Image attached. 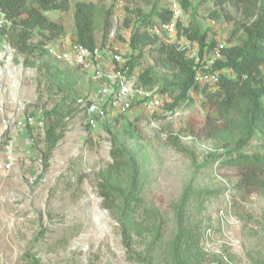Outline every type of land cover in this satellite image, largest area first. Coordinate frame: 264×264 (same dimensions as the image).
Masks as SVG:
<instances>
[{
	"label": "rangeland",
	"instance_id": "374dc122",
	"mask_svg": "<svg viewBox=\"0 0 264 264\" xmlns=\"http://www.w3.org/2000/svg\"><path fill=\"white\" fill-rule=\"evenodd\" d=\"M79 1L97 5L101 47H126L143 16L168 8V0H70L67 11L46 15L74 36ZM186 11L188 28L205 33L208 44L229 47L244 36L233 3L190 0ZM58 39L35 30L26 56L0 37V163L11 159L9 170L0 168V264H264V189L243 183L246 161L226 154H260L264 144L257 134L241 146L216 110L218 88L190 91L177 117L158 118L161 129L138 106L88 127L77 99L95 86L48 52ZM161 44L127 54L133 75L151 69L158 90L173 78L158 65ZM48 124L59 137L50 153ZM114 149L123 150V167L111 181L125 202H106L98 185Z\"/></svg>",
	"mask_w": 264,
	"mask_h": 264
},
{
	"label": "trees",
	"instance_id": "16d2710c",
	"mask_svg": "<svg viewBox=\"0 0 264 264\" xmlns=\"http://www.w3.org/2000/svg\"><path fill=\"white\" fill-rule=\"evenodd\" d=\"M180 2L185 9H189L190 0H180ZM215 2L220 7L227 3H233L238 7L243 20L237 23V31H241L244 35L240 43L225 46L223 58L216 60L210 67L211 71L229 72V74L226 72L220 74L217 95L221 99L216 101V110L241 146H245L257 134H260L264 144V0H215ZM69 7L70 0H0V13L6 21L2 27L0 26V37L8 40L20 54L29 56L34 52L30 41L35 30L48 31L51 38L64 33V25L50 20L46 13L51 10L67 11ZM97 10V5L93 2L79 1L74 6V39L77 44L90 49L97 45ZM109 18V15L104 18L106 29L109 26ZM170 20L169 8L155 10L143 16L140 19L143 26L131 33L132 49L140 50L156 45L159 37L151 34L149 29ZM186 32L202 49L208 51L216 45L208 44L207 35L198 29L187 27ZM157 53L158 65L173 75V78L162 82L159 91L172 96L174 102L171 106L176 107L188 97L190 91H199L201 87L194 81V64L170 44H161L157 48ZM130 66L132 69V63ZM156 77L151 69H147L139 75L138 81L145 87L153 88L158 83ZM237 118H240V123H237ZM46 137L47 150L50 153L59 138L56 135V125H47ZM112 154L115 163L103 171L102 181L98 185L106 202L113 197L125 202L121 188L111 181V175L117 174L123 167L120 160L124 152L114 149ZM226 154L229 155L227 159L239 163L246 161L242 172L243 183L248 186L260 185L264 189V151L251 156L242 153L235 156L233 152L228 153V151ZM226 154L220 156L223 158ZM135 183V176L132 175V184ZM125 245L129 247L126 239ZM30 261L31 264H37L34 259Z\"/></svg>",
	"mask_w": 264,
	"mask_h": 264
},
{
	"label": "built area",
	"instance_id": "2783aa9c",
	"mask_svg": "<svg viewBox=\"0 0 264 264\" xmlns=\"http://www.w3.org/2000/svg\"><path fill=\"white\" fill-rule=\"evenodd\" d=\"M171 20L152 26L150 33L163 39L166 44L173 45L184 58L194 64V81L201 87L218 88L222 71H211L210 67L218 59L223 58V43H217L210 50L201 48L197 41L189 38L186 29L187 11L180 0H168ZM114 33H111L113 36ZM54 43V44H53ZM48 43L46 49L52 57L66 65L79 69L87 81L94 84L92 93L77 99L78 112L86 117L88 127H94L98 118L110 114L128 115L135 107H142L150 114L153 126L158 127V118L171 121L181 113L188 100L172 107L169 94L161 93L157 88L141 85L133 75L128 52L132 47L128 41L123 45L104 47L96 45L93 49L76 43L70 33L59 35L58 42ZM209 54V60L206 55ZM177 137L190 139L192 136ZM222 151V150H219ZM4 171L11 168V159L0 163Z\"/></svg>",
	"mask_w": 264,
	"mask_h": 264
}]
</instances>
